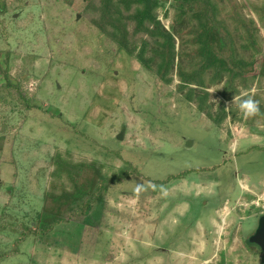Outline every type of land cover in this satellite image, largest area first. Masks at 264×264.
<instances>
[{"label": "rangeland", "instance_id": "1", "mask_svg": "<svg viewBox=\"0 0 264 264\" xmlns=\"http://www.w3.org/2000/svg\"><path fill=\"white\" fill-rule=\"evenodd\" d=\"M5 1L0 49L13 52L10 74L41 108L22 117L0 106V264H219L221 254L226 264H264V252L244 246L264 213V120L237 109L213 124L175 76L156 83L81 17L84 0ZM170 16L159 14L168 29ZM248 92L264 101V79ZM58 149L112 169L130 161L145 176L108 190L81 221L75 250L21 240ZM189 169L198 170L150 181Z\"/></svg>", "mask_w": 264, "mask_h": 264}, {"label": "trees", "instance_id": "2", "mask_svg": "<svg viewBox=\"0 0 264 264\" xmlns=\"http://www.w3.org/2000/svg\"><path fill=\"white\" fill-rule=\"evenodd\" d=\"M6 6V1L0 0V18L7 12ZM169 11L168 29L159 14L168 17ZM79 13L118 51L151 73L156 83L171 84L175 76L176 90L213 124L221 125L230 114L235 116L236 107L226 108V102L235 95H251L258 100L260 114L249 119L264 120V101L248 92L256 80L264 79V41L260 35L264 0H84ZM12 58L11 50L0 49V106L24 117L29 110L41 107L35 92L23 85L26 79L11 76ZM219 84L221 88L209 91ZM212 96L217 100L213 101ZM49 163L42 207L21 233V240L24 234L32 243L45 247L67 245L75 250V245L81 243V221L98 201L103 207L108 190L134 176L145 178L130 161L112 169L96 159H74L68 150H56ZM197 170H183L161 180L146 179L167 184ZM247 245L261 252L246 240ZM219 264H226L222 254Z\"/></svg>", "mask_w": 264, "mask_h": 264}, {"label": "clouds", "instance_id": "3", "mask_svg": "<svg viewBox=\"0 0 264 264\" xmlns=\"http://www.w3.org/2000/svg\"><path fill=\"white\" fill-rule=\"evenodd\" d=\"M235 105L239 112L243 115L245 119L254 117L260 114V102L253 98V96H248L247 98H242L241 96H234L231 105L226 108H230Z\"/></svg>", "mask_w": 264, "mask_h": 264}, {"label": "water", "instance_id": "4", "mask_svg": "<svg viewBox=\"0 0 264 264\" xmlns=\"http://www.w3.org/2000/svg\"><path fill=\"white\" fill-rule=\"evenodd\" d=\"M118 138H121V133L117 135ZM249 243L256 245L262 252H264V215L259 217L257 227L252 234L249 235Z\"/></svg>", "mask_w": 264, "mask_h": 264}, {"label": "flooded vegetation", "instance_id": "5", "mask_svg": "<svg viewBox=\"0 0 264 264\" xmlns=\"http://www.w3.org/2000/svg\"><path fill=\"white\" fill-rule=\"evenodd\" d=\"M260 215H264V213L260 214Z\"/></svg>", "mask_w": 264, "mask_h": 264}]
</instances>
